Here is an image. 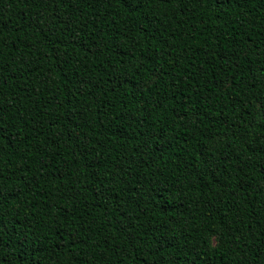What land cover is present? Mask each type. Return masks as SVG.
<instances>
[{
    "label": "trees",
    "instance_id": "16d2710c",
    "mask_svg": "<svg viewBox=\"0 0 264 264\" xmlns=\"http://www.w3.org/2000/svg\"><path fill=\"white\" fill-rule=\"evenodd\" d=\"M0 264H264V0H0Z\"/></svg>",
    "mask_w": 264,
    "mask_h": 264
}]
</instances>
